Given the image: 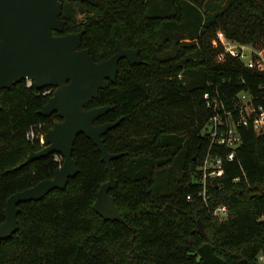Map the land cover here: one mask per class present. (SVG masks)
Listing matches in <instances>:
<instances>
[{
	"label": "trees",
	"instance_id": "trees-1",
	"mask_svg": "<svg viewBox=\"0 0 264 264\" xmlns=\"http://www.w3.org/2000/svg\"><path fill=\"white\" fill-rule=\"evenodd\" d=\"M61 19L64 32L54 34L84 31L82 48L96 62L113 56L117 41L139 51L142 63L122 60L116 83L86 107H112L96 124L122 119L104 141L110 153L122 154L112 161L118 184L110 195L124 222L94 210L110 175L101 152L81 134L73 151L78 174L65 190L19 206L18 231L0 239V264H259L264 131L243 130L236 159L210 190L208 205L195 180L213 115L205 96L231 105L246 92L264 109V69H249L221 44L225 38L264 56V0H65ZM55 90L24 81L0 92V225L12 195L53 178L63 164L49 155L21 166L45 147L40 137L60 121L39 113ZM31 129L34 141L27 138ZM167 171L174 187L162 193ZM220 205L229 211L224 222L212 215Z\"/></svg>",
	"mask_w": 264,
	"mask_h": 264
},
{
	"label": "water",
	"instance_id": "water-1",
	"mask_svg": "<svg viewBox=\"0 0 264 264\" xmlns=\"http://www.w3.org/2000/svg\"><path fill=\"white\" fill-rule=\"evenodd\" d=\"M65 0H0V92L24 81H31L37 89L55 88L49 102L39 112L44 117L57 114L60 121L42 136L45 147L32 152L21 165L26 166L49 155H60L63 164L54 177L12 195L4 210L5 221L0 225V239L12 237L18 231L19 206L38 202L55 190H65L78 172L73 151L76 139L83 134L102 154L110 180L103 184L94 210L106 220L124 219L110 191L118 182L112 173V161L122 154L110 153L104 136L120 125L96 124L112 110L111 106L86 109L97 99L101 90L116 83L119 63L126 59L131 65L141 64L139 51L125 49L117 41L116 53L108 60L96 62L88 49L82 48L84 31L63 33L66 22L61 19ZM97 5V0H67ZM199 233L205 237L202 220L197 222Z\"/></svg>",
	"mask_w": 264,
	"mask_h": 264
},
{
	"label": "built area",
	"instance_id": "built-area-1",
	"mask_svg": "<svg viewBox=\"0 0 264 264\" xmlns=\"http://www.w3.org/2000/svg\"><path fill=\"white\" fill-rule=\"evenodd\" d=\"M224 39L221 40V44L225 54L239 58L249 69H254L257 66L264 69V56L254 47L239 43L227 44V39ZM32 84L33 82L27 81L29 87ZM261 89L264 93V87ZM51 94V89L44 92V95ZM205 98L207 106L213 110V115L209 119L206 132L209 139V148L199 163L198 177L195 182L200 187V197L208 205L211 198L210 190L215 186H219L217 182L224 177L226 164L232 163L236 159L237 151L243 142V130L254 128L257 131H264V109L255 103L256 97L246 92L239 93L231 105L217 99L210 100L209 94ZM27 138L30 141L35 140L36 133L34 129L28 132ZM40 140L43 144L42 136ZM56 160L62 162L63 158L56 155ZM188 198L191 199V196ZM212 215L220 222L226 221L229 217L227 206H217L213 209ZM258 262L264 264V255L259 257Z\"/></svg>",
	"mask_w": 264,
	"mask_h": 264
},
{
	"label": "rangeland",
	"instance_id": "rangeland-1",
	"mask_svg": "<svg viewBox=\"0 0 264 264\" xmlns=\"http://www.w3.org/2000/svg\"><path fill=\"white\" fill-rule=\"evenodd\" d=\"M204 2H205L206 5H208L209 2H210V0H204ZM201 15H202L203 19H206L207 18V13L205 11H202L201 12ZM224 40H226V39H224ZM185 41L186 42H189V39H185ZM226 42H227V44H237V43H233V42L228 41V40ZM246 46L251 47L250 45H246ZM174 178L175 177L169 171L166 172V180L169 183L168 184H165V186L162 188V191H161L162 193L169 192V191L173 190V187H174Z\"/></svg>",
	"mask_w": 264,
	"mask_h": 264
}]
</instances>
